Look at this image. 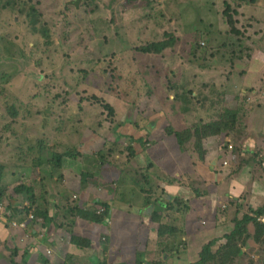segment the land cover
Segmentation results:
<instances>
[{
    "label": "rangeland",
    "instance_id": "1",
    "mask_svg": "<svg viewBox=\"0 0 264 264\" xmlns=\"http://www.w3.org/2000/svg\"><path fill=\"white\" fill-rule=\"evenodd\" d=\"M164 142L171 153L152 168L149 148ZM179 153L195 179L170 171ZM256 160L264 0H0V264L51 260L44 204L67 191L65 171L89 205L75 195L68 209L98 221L105 251L107 226L133 264H264ZM179 179L184 193L168 196ZM208 193L221 202L207 214L196 204Z\"/></svg>",
    "mask_w": 264,
    "mask_h": 264
},
{
    "label": "crops",
    "instance_id": "2",
    "mask_svg": "<svg viewBox=\"0 0 264 264\" xmlns=\"http://www.w3.org/2000/svg\"><path fill=\"white\" fill-rule=\"evenodd\" d=\"M143 136V132H139L136 138H141ZM159 145H157L155 148H149V158L151 164L154 163L152 168L157 169V164H160L159 161H163L165 157H167L171 152L168 149L167 144H163V147L161 150H159ZM142 154V153H141ZM160 154V155H159ZM158 155V156H157ZM184 157V154L179 153L178 154V161L180 162L175 169H170L172 173H182L178 171L183 172L187 169H190L189 172H191V177L195 179L194 174V161L191 160V162L187 163L188 166L184 165L181 161V159ZM259 159V158H257ZM200 159L197 158L198 164H200ZM174 163V162H173ZM179 167V168H178ZM201 174L198 175V178L201 180H205L208 177L209 170L204 169L200 172ZM180 175V174H178ZM77 178L76 176L71 175V173L65 171L64 176L62 178V181L64 180V184L62 187L67 191H60L58 192V196L49 198L48 204H44V206L47 209V217L48 221L51 220L54 231H56V234L53 232V230H48L46 226L43 228L44 232L43 235L47 238L48 242L50 244H54L53 247H51L54 252V258H53V264H133L131 259L129 258L130 252H125V249H129L128 246L121 241V238L123 236L119 235L117 231L113 232L111 231L107 226L102 227V231L104 234L110 235V243L106 247V251L103 250V247L101 245H96L94 243V234L97 233L98 230H101L98 227V221H94V219H86L80 216L78 213L73 212L68 209L69 205L74 206L75 202L73 201V197L75 195H78V198H81L84 200L82 204L78 205V207L82 208L84 211L89 208L87 204V198L83 197L79 194L78 191H76L77 187ZM181 179V178H180ZM178 183H168L164 187V191L168 194V196H174L179 193H184L183 191V183L180 181ZM75 180L76 184L74 185L72 181ZM45 185L47 187L49 186L48 182L44 181ZM234 185V187H233ZM205 186L208 187L207 182L205 183ZM205 187V188H206ZM241 191V182L240 180H233L230 184L229 190H227V193L233 194V197L236 195V193ZM123 191L121 192V194ZM70 194L69 198L66 200L63 198L64 195ZM108 195L107 192L103 193L102 196ZM218 195L211 196L210 193L206 195L205 198L199 200L197 202V206L199 209H201L204 212H211V210L215 209V211L218 208L219 198H216ZM119 202L122 205H126L127 201H129L130 197L127 199L124 196L119 197ZM136 198H134L135 200ZM191 200V199H190ZM264 200V160L262 162H259V160H256V201L263 202ZM116 201H118V197L116 198ZM137 201V200H135ZM132 202L133 199H132ZM135 203V202H134ZM194 203V202H193ZM192 200L189 202L190 205L193 204ZM79 204V202H78ZM261 204L258 205L260 207ZM151 206V205H150ZM147 206L146 208L147 214L151 215V207ZM153 208V207H152ZM256 209L260 210V208ZM257 210V212H258ZM261 212V210L259 211ZM82 213V212H81ZM120 213L117 211H114L112 214V225L122 224L119 223L118 220H125V216L121 219H119ZM79 215V216H78ZM146 213L144 215H139L140 221V228L138 232L141 234H146L148 230L150 229V222L147 221V218H145ZM138 221V219H137ZM142 226V227H141ZM192 227H194V223L192 225H188L186 223L185 231L186 234L189 235V232L191 231ZM106 232V233H105ZM27 237V235H26ZM29 237V236H28ZM80 241H89V244H82ZM49 249V248H47ZM118 250H121V253L118 252ZM19 253V252H18ZM32 256V255H31ZM19 257V256H18ZM31 258V257H30ZM29 264H36L35 260L32 259ZM147 264V263H145Z\"/></svg>",
    "mask_w": 264,
    "mask_h": 264
},
{
    "label": "clouds",
    "instance_id": "3",
    "mask_svg": "<svg viewBox=\"0 0 264 264\" xmlns=\"http://www.w3.org/2000/svg\"><path fill=\"white\" fill-rule=\"evenodd\" d=\"M21 226H23V225H21ZM48 250L51 252V254L49 256L51 257V260H52L54 258L55 252H54V250L52 248H49V249H46V254H47ZM51 260L48 262V264H52Z\"/></svg>",
    "mask_w": 264,
    "mask_h": 264
},
{
    "label": "built area",
    "instance_id": "4",
    "mask_svg": "<svg viewBox=\"0 0 264 264\" xmlns=\"http://www.w3.org/2000/svg\"><path fill=\"white\" fill-rule=\"evenodd\" d=\"M257 220L261 221V222H264V215H260V216H256ZM47 254L50 255L51 252L48 250L47 251Z\"/></svg>",
    "mask_w": 264,
    "mask_h": 264
},
{
    "label": "trees",
    "instance_id": "5",
    "mask_svg": "<svg viewBox=\"0 0 264 264\" xmlns=\"http://www.w3.org/2000/svg\"><path fill=\"white\" fill-rule=\"evenodd\" d=\"M131 136V135H130ZM132 137V136H131ZM137 139H141V138H137ZM0 169H1V167H0ZM0 178H1V176H0ZM15 188H17V187H15ZM18 190V189H17ZM257 210L258 209H256V216H260V215H262L264 212H259L260 210H258V212H257ZM256 220H257V218H256ZM95 221V220H94ZM258 221V220H257ZM202 260V259H201Z\"/></svg>",
    "mask_w": 264,
    "mask_h": 264
}]
</instances>
